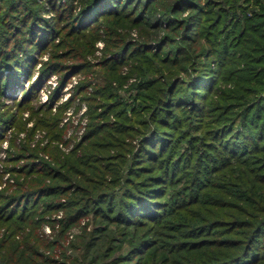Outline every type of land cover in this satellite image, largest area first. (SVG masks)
<instances>
[{"label": "trees", "instance_id": "16d2710c", "mask_svg": "<svg viewBox=\"0 0 264 264\" xmlns=\"http://www.w3.org/2000/svg\"><path fill=\"white\" fill-rule=\"evenodd\" d=\"M74 1L0 0V98L34 75L39 53L65 48L81 60L92 52L97 37L88 38L102 22L122 27L124 20L141 25L144 39L129 44L117 32L120 43L112 42L114 58L105 63L116 71L143 56V69L161 71L156 80L141 70L145 102L132 108L148 128L127 124L124 108V124L115 135L107 132L106 142L82 152L77 162L64 161L52 182L42 184L44 177L39 186L4 198L0 216L20 231L23 223L40 225L42 218L33 219L43 207L50 213L63 208L65 216L58 240L44 243L42 232L33 230L26 240H0V264H66L45 252L59 247L66 231L88 214L95 227L83 240L87 264H144L151 256L161 264H264V0ZM46 7L52 21L43 17ZM53 61L52 70H59ZM50 63H43L42 76ZM183 69L187 78L178 75ZM225 84H231L228 94L220 91ZM31 94L34 83L21 104ZM13 120L0 103V142ZM102 128L96 124L90 136L99 138ZM135 136V151L124 149L131 147L126 137ZM106 143L119 151L116 168L111 158L106 164L99 156ZM92 159L101 170L97 176L88 166Z\"/></svg>", "mask_w": 264, "mask_h": 264}, {"label": "rangeland", "instance_id": "374dc122", "mask_svg": "<svg viewBox=\"0 0 264 264\" xmlns=\"http://www.w3.org/2000/svg\"><path fill=\"white\" fill-rule=\"evenodd\" d=\"M74 4L78 6L77 0L74 1ZM49 10L51 9L46 7L43 17L52 21L54 19L53 13L52 10ZM127 22L122 20V27L113 25L110 19L102 22L97 29L98 35L95 34L88 38L92 40V38L97 37L92 44V52L84 54L81 60L71 59L68 51L64 50L65 48L57 51L50 47L48 50L39 53L38 59H36L35 73L26 81L25 85L4 90L0 98L2 112L6 113L7 116L13 115L14 120L12 127L0 142V203L4 198L18 193L23 188L39 186L40 180L44 177L46 183L42 184L52 182L56 178V173H62L60 169L65 165L64 161L77 162V157L82 152L86 150L90 152L97 142H106L107 139L102 140L103 136L108 135L107 132L115 135L114 129L124 124L121 120V114H123L121 111L124 108L127 110L130 119L127 124H132L142 131L148 128L138 121L141 117L136 115L132 108L139 109L140 104L145 102L143 99L145 92H142L138 87L139 83L144 80L141 70L146 72V77H152L156 80L161 79V71L153 70L154 73L151 70L143 69L145 67V63L142 62L145 60L143 56L127 59V62L120 65L116 71L106 65L108 60L114 58V55L109 51L114 49L115 44L120 43L119 40L121 39L116 34L117 32L121 33L124 36V41L129 44H136L144 39L142 36L144 28L141 25L131 26ZM83 23L88 22L83 21ZM150 41L151 44H155V40L151 39ZM54 59L58 60L59 70H52L55 66L51 64V61ZM48 62H51L49 66L52 67L42 76V65ZM69 66H74V69ZM66 72H68L67 78L63 77ZM187 74V69L178 71V75L182 78H187ZM62 82L65 83L62 85ZM29 83H34L36 94H31L32 96L27 99V102L21 104L24 90H29ZM230 88L231 84H225L222 85L220 91L222 94H228ZM147 110L149 113L151 107ZM96 124L103 127L101 133H98L100 134L99 138L97 133H92L91 136L89 134ZM147 124L153 125L152 121ZM104 129L105 132L102 131ZM86 136L87 139H85ZM135 137L134 139L126 137V144L131 143V147L125 145L124 149L135 151L139 144V137ZM108 144H104L103 151L101 154L99 153V156L106 159V164H109L108 159L111 158L113 167L116 168L115 165L120 160L115 159V156L119 154V151L114 147L111 149ZM125 158L127 159L123 163L122 170L131 159V154ZM40 162H44V166L48 165L51 168L48 167L47 170L43 171ZM96 162H98L97 159H92V163L88 165L96 168L92 171L93 176L101 173ZM32 167L36 170L32 171ZM68 167L69 165H67ZM49 171H53L54 175L49 174ZM65 171L66 174L77 175L75 170L70 172L65 169ZM88 172L91 171L88 169ZM112 177L109 174L106 179L111 180ZM97 178L100 179V177ZM67 199L68 197L65 195V197L60 198V201L65 203ZM64 216L63 208L50 213L46 207H43L40 216H35L33 219L38 221L39 218H42L43 221L40 225L23 223L21 226H24V231H20L18 225L15 229L11 221L0 216V240H26L28 235H32L30 230L37 234L42 232L44 243L58 240L57 231L61 228L60 221ZM93 217V214L83 217L78 225H73L66 231V236L61 240L59 247H54L55 250L48 248L49 252L45 253L49 256L50 250L55 252L50 257L60 262L64 260L66 264H73L74 261L76 264H87L86 260L83 261L82 245L86 237L85 232H91L95 227ZM107 254L115 257L118 255L112 251H108ZM157 261L158 259L151 256L145 259L144 264H156ZM158 264L161 262L158 261Z\"/></svg>", "mask_w": 264, "mask_h": 264}]
</instances>
